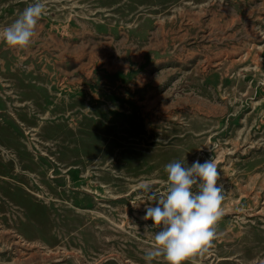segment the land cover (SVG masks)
Masks as SVG:
<instances>
[{
    "label": "rangeland",
    "instance_id": "rangeland-1",
    "mask_svg": "<svg viewBox=\"0 0 264 264\" xmlns=\"http://www.w3.org/2000/svg\"><path fill=\"white\" fill-rule=\"evenodd\" d=\"M43 2L0 42V264H146L142 186L211 158L222 215L187 264H264V0Z\"/></svg>",
    "mask_w": 264,
    "mask_h": 264
},
{
    "label": "clouds",
    "instance_id": "clouds-1",
    "mask_svg": "<svg viewBox=\"0 0 264 264\" xmlns=\"http://www.w3.org/2000/svg\"><path fill=\"white\" fill-rule=\"evenodd\" d=\"M45 12L43 0H33L9 25L0 28V42L11 49L27 48L36 36L39 19ZM167 188L157 193L151 184L143 185L147 200L143 220L152 221L145 231L153 232L154 245L145 250L146 264L162 257L165 264H187L205 251L216 238L222 215L224 185L214 158L197 159L188 166L183 160L165 165ZM158 229V230H157Z\"/></svg>",
    "mask_w": 264,
    "mask_h": 264
}]
</instances>
